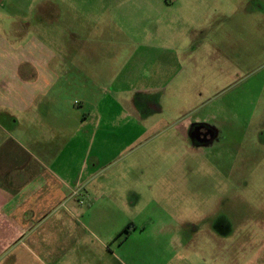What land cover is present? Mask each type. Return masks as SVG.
Listing matches in <instances>:
<instances>
[{
  "label": "rangeland",
  "instance_id": "obj_1",
  "mask_svg": "<svg viewBox=\"0 0 264 264\" xmlns=\"http://www.w3.org/2000/svg\"><path fill=\"white\" fill-rule=\"evenodd\" d=\"M6 11L0 127H118L104 172L123 196L127 253L169 229L174 264H188L183 236L197 227L209 264H264V0H15ZM38 48L42 77L56 80L23 111L27 67L40 72L23 59ZM86 64L94 72L79 74ZM197 125L213 143L191 137ZM247 232L254 248L238 255ZM143 249L122 263L164 264Z\"/></svg>",
  "mask_w": 264,
  "mask_h": 264
},
{
  "label": "crops",
  "instance_id": "obj_2",
  "mask_svg": "<svg viewBox=\"0 0 264 264\" xmlns=\"http://www.w3.org/2000/svg\"><path fill=\"white\" fill-rule=\"evenodd\" d=\"M14 2L0 0V20H12L6 7ZM15 29L19 35L26 31L22 24ZM33 47L32 42L25 46L28 50ZM38 50L36 55L32 53L34 58L23 59L40 70L35 75L30 66L25 69L28 76L23 87V111L33 100L40 102L49 91L48 85L56 80L42 77L40 67L44 62L36 60L42 56ZM76 67L79 74L94 72L84 70L87 64ZM4 79L5 75H0V81ZM44 126L0 127V264H123L121 259L132 262L134 256L140 258L143 248L145 256L161 252L164 264H174L176 237L169 229L163 241L159 236L141 238L135 254L125 251L122 239L114 240L124 229L123 196L112 188L111 174L104 172L108 166L104 151L109 144L108 133L118 127ZM131 128L138 127L122 130ZM79 136L82 138L75 140ZM135 228L145 234L143 224ZM201 240H192L190 247L197 259L188 264H209ZM155 244L162 245L153 252L149 246ZM210 264L217 263L213 260Z\"/></svg>",
  "mask_w": 264,
  "mask_h": 264
},
{
  "label": "flooded vegetation",
  "instance_id": "obj_3",
  "mask_svg": "<svg viewBox=\"0 0 264 264\" xmlns=\"http://www.w3.org/2000/svg\"><path fill=\"white\" fill-rule=\"evenodd\" d=\"M190 131L191 132H189V133H191V137L196 138L199 144L209 145V144L214 142L215 134L213 133V131H211L207 127H198V125H197V126H193ZM198 147H199V145H198ZM193 231H195L194 234H196L198 232L197 227H194ZM185 233H187V231H184V234ZM194 234L191 233L188 237H187V235H184L183 238H185V239L189 238V240L192 243V240L194 238H196ZM246 234H247L246 236H242V237L238 236L236 238V241L234 242L235 244H234L233 250L235 249L237 251L238 255L239 254H241L242 256L249 255L250 250L254 248L253 246L255 245V240H256V239H254L255 237L252 236L251 233H249V232H247ZM179 238H182V237H179ZM212 240L215 241L214 244H217L218 241H219V243H222L220 241V238L219 239L213 238ZM212 249H216V247H214Z\"/></svg>",
  "mask_w": 264,
  "mask_h": 264
},
{
  "label": "trees",
  "instance_id": "obj_4",
  "mask_svg": "<svg viewBox=\"0 0 264 264\" xmlns=\"http://www.w3.org/2000/svg\"><path fill=\"white\" fill-rule=\"evenodd\" d=\"M127 234H128V231L124 228L122 231H120V232L116 235V237H115L114 240L121 239V238H120L121 236H126Z\"/></svg>",
  "mask_w": 264,
  "mask_h": 264
}]
</instances>
